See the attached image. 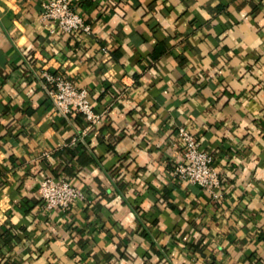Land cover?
I'll return each instance as SVG.
<instances>
[{
  "label": "crops",
  "instance_id": "1",
  "mask_svg": "<svg viewBox=\"0 0 264 264\" xmlns=\"http://www.w3.org/2000/svg\"><path fill=\"white\" fill-rule=\"evenodd\" d=\"M0 0V264H264V0ZM89 90L101 124L53 111L44 73ZM180 127L222 199L173 176ZM84 193L46 210L42 180Z\"/></svg>",
  "mask_w": 264,
  "mask_h": 264
},
{
  "label": "built area",
  "instance_id": "2",
  "mask_svg": "<svg viewBox=\"0 0 264 264\" xmlns=\"http://www.w3.org/2000/svg\"><path fill=\"white\" fill-rule=\"evenodd\" d=\"M43 18L53 23L57 29L69 35L90 33L91 24L77 12L70 0H49L43 3ZM45 88L52 100L53 111L70 120L72 113L81 114L87 124L78 131L70 145L86 144L88 132L99 126L102 115L97 113L90 101L89 90L79 87L72 79L44 73ZM178 137L182 142V159L174 166L173 176L181 181L198 185L209 193L213 200L220 201L223 197L222 175L215 165V157L202 148L200 141L187 130L180 127ZM39 193L46 210H68L84 199V193L65 178L48 176L40 183Z\"/></svg>",
  "mask_w": 264,
  "mask_h": 264
},
{
  "label": "trees",
  "instance_id": "3",
  "mask_svg": "<svg viewBox=\"0 0 264 264\" xmlns=\"http://www.w3.org/2000/svg\"><path fill=\"white\" fill-rule=\"evenodd\" d=\"M6 264H17V263H6Z\"/></svg>",
  "mask_w": 264,
  "mask_h": 264
}]
</instances>
